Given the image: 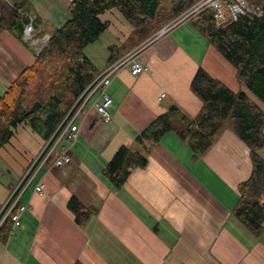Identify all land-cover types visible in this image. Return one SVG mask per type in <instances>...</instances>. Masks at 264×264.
<instances>
[{
	"label": "crops",
	"instance_id": "crops-1",
	"mask_svg": "<svg viewBox=\"0 0 264 264\" xmlns=\"http://www.w3.org/2000/svg\"><path fill=\"white\" fill-rule=\"evenodd\" d=\"M33 15L44 27L39 35H50L43 15ZM101 19L109 22L108 29L85 48L99 71L109 64L111 45L120 58L150 38L137 34L117 8ZM197 22H181L146 45L140 75L127 67L118 71L108 87L113 99L109 122L93 105L94 93L75 118L78 138L64 137L55 156L35 166L31 179L27 173L47 140L28 124L14 129L0 150V204L22 187L19 202L27 208L8 237L0 239V264H264V221L256 235L232 212L240 183L252 173L249 146L223 128L211 148L195 158L188 139L177 130L182 117H195L203 105L191 89L198 68L207 69V45ZM36 54L15 33L0 34V93L34 64ZM223 82L243 90L264 110L243 80L239 88ZM165 113L172 130L157 143L145 141L147 166L134 168L116 188L104 174L107 163ZM62 150L71 160L57 166L54 158ZM259 154L264 158V147ZM39 184L41 191L36 190ZM72 197L97 214L78 221L69 207Z\"/></svg>",
	"mask_w": 264,
	"mask_h": 264
},
{
	"label": "trees",
	"instance_id": "trees-1",
	"mask_svg": "<svg viewBox=\"0 0 264 264\" xmlns=\"http://www.w3.org/2000/svg\"><path fill=\"white\" fill-rule=\"evenodd\" d=\"M0 0V34L9 30L22 37L20 12L33 13L29 0ZM166 1V0H165ZM71 0L70 17L52 33L48 43L36 54L32 66L26 67L0 93V150L14 135L21 123L32 126L46 140L59 132V127L79 96L100 73L85 48L95 42L109 27L101 15L117 8L145 39L169 20L183 12L196 0ZM196 27L235 68L249 90L264 103V3L261 16L246 15L226 27H217L210 11H205ZM109 64L118 58L115 45L109 47ZM192 91L203 105L193 118L182 117L178 132L188 139L193 157L205 154L214 137L223 128H230L250 148L251 176L240 183V196L233 215L252 233L263 229L264 221V110L243 90H233L223 81L199 67L191 82ZM168 113L156 117L139 135L132 146L122 145L107 163L104 174L121 188L132 170L148 164L145 141L157 143L172 130ZM263 199V200H262ZM69 207L78 221H88L97 214L95 208L72 197ZM7 206L0 204V219ZM13 226L7 217L0 227L5 240Z\"/></svg>",
	"mask_w": 264,
	"mask_h": 264
},
{
	"label": "built area",
	"instance_id": "built-area-1",
	"mask_svg": "<svg viewBox=\"0 0 264 264\" xmlns=\"http://www.w3.org/2000/svg\"><path fill=\"white\" fill-rule=\"evenodd\" d=\"M4 1L11 3L9 0ZM263 3L264 0H196L191 6L171 19L169 23H167L143 44L133 48L116 61L108 64L102 71H100V73L79 96L59 127V132L55 133L51 139L45 142L44 146L37 155L33 166L29 169L27 178H32L36 165H43L55 156L58 144L64 137H67L70 141H75L78 138L79 128L74 124L75 118L94 93L98 92V96L94 100L93 105L95 106L97 112L101 115L103 122L106 123L111 120L110 108L113 105V99L108 93V87L112 83L114 76L122 68L127 67L134 76L140 75L145 70V64L143 58L141 57V50L146 45L150 44L152 41L159 38L169 29L181 22L188 20L198 21L205 11H210L212 13L214 23L217 27H226L236 22L242 16H261L263 14ZM20 15L22 19L26 18L24 16H27L28 18L24 21L22 39L28 43L36 53H39L48 43L50 35L48 33L39 35V33L43 31L44 27L36 20L34 15H30L26 12H20ZM70 160L71 157L65 150H62L61 153L54 158V164L62 166L70 162ZM36 190L41 191L42 185H37ZM21 193L22 187H19L10 194L8 201L4 205V207L7 206V211L0 219V227L3 221L9 216L12 218L13 227L20 223L21 215L27 208L26 205L20 204L19 202Z\"/></svg>",
	"mask_w": 264,
	"mask_h": 264
},
{
	"label": "rangeland",
	"instance_id": "rangeland-1",
	"mask_svg": "<svg viewBox=\"0 0 264 264\" xmlns=\"http://www.w3.org/2000/svg\"><path fill=\"white\" fill-rule=\"evenodd\" d=\"M35 9L36 14L40 13L48 21V31L53 32L57 27L62 25L70 17V8L68 6V0H29ZM164 5H168V1L162 0ZM6 4H10L7 1H3ZM34 12V14H35ZM30 15L33 13L26 12ZM26 18H21L24 22ZM186 28V27H185ZM157 33V32H156ZM155 33V34H156ZM150 35V38L155 35ZM201 35H203L201 33ZM135 36V35H134ZM202 41L207 45V50L204 51V57H206L205 66L207 69L205 71L212 77L218 78L221 81L232 83L239 88L242 79H240L237 74H235L234 66L214 47L212 46L207 38L203 35L201 36ZM144 43V42H143ZM130 40L127 41V46H130ZM126 48L121 49L125 52Z\"/></svg>",
	"mask_w": 264,
	"mask_h": 264
}]
</instances>
